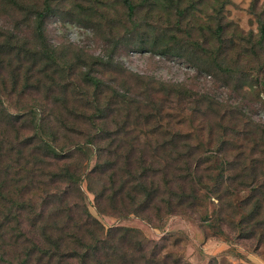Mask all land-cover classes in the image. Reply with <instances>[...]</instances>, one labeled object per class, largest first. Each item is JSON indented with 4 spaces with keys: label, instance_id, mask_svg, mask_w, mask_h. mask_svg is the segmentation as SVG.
Masks as SVG:
<instances>
[{
    "label": "trees",
    "instance_id": "16d2710c",
    "mask_svg": "<svg viewBox=\"0 0 264 264\" xmlns=\"http://www.w3.org/2000/svg\"><path fill=\"white\" fill-rule=\"evenodd\" d=\"M1 1L25 12L31 33L0 29V264H191L175 251L179 236L106 228L83 182L103 216L158 226L181 215L209 235L228 227L264 242L263 199L240 197L246 187L264 191V129L244 105L145 80L120 54L123 45L174 59L236 92L249 78L264 88V5L251 2L257 30L244 32L224 19L231 0H121L126 33L109 35L101 56L67 57L46 34L49 22L72 18L58 0Z\"/></svg>",
    "mask_w": 264,
    "mask_h": 264
},
{
    "label": "rangeland",
    "instance_id": "374dc122",
    "mask_svg": "<svg viewBox=\"0 0 264 264\" xmlns=\"http://www.w3.org/2000/svg\"><path fill=\"white\" fill-rule=\"evenodd\" d=\"M25 1L27 4H31L35 0ZM252 1L231 0L224 6V19L232 21L244 32L249 30L255 32L257 23L249 12ZM58 3V11L72 17L67 21L68 25L65 27L58 21L49 22L47 25V37L56 46L59 55L73 57L74 54H80L81 50L79 49H82L84 57L101 56L107 51L106 39L109 35L115 32L118 35L126 33L125 28L128 22L125 19V8L121 0H58ZM262 5H264V0H258L257 8ZM23 13L25 14L13 5L8 6L0 0V29L18 32V35L28 38L31 32L29 25L22 22L24 21ZM194 15L193 18H197V22L198 20L203 22L206 19V12L196 10ZM87 20L88 22H86ZM160 22L163 27L166 25L165 17L162 15ZM194 32L197 34V31ZM66 45L69 46L65 47ZM120 54L124 66L129 71L145 77V80L147 77H151L166 82L182 83L192 90L214 93L217 95L216 99L222 103L244 105L249 120L264 129V88L255 85L252 88L249 87L250 78L236 92L229 85L215 86L209 77L198 74L193 68L177 63L174 59H164L149 51H135L126 54L123 45ZM2 59H6L5 55L2 56ZM129 82L133 83L134 81L129 80ZM243 147L247 151L249 145L244 144ZM256 171L262 172L259 167ZM258 179L260 178L258 177ZM261 181L262 179L258 180V184H261ZM82 189L86 193L90 212L106 228L116 224L136 227L147 238L157 241L162 240L163 237L166 240L167 237L171 239L173 236H179L182 244L175 248V251H180L185 260L191 264H205L213 256L224 260L227 264H259V259H264V242L259 243L256 237L241 238L228 227L225 228L226 236H213L209 235V229L200 225L196 219L181 215H170L158 226L137 217L117 220L113 216L100 215L94 207V195L86 190L85 182L82 184ZM251 193L258 195L257 198L260 200L263 199L261 203L264 206V191L259 194L258 189L252 192L249 187H246L240 197ZM216 201L215 199L214 203ZM209 206L211 209L213 204Z\"/></svg>",
    "mask_w": 264,
    "mask_h": 264
},
{
    "label": "crops",
    "instance_id": "0c3cea01",
    "mask_svg": "<svg viewBox=\"0 0 264 264\" xmlns=\"http://www.w3.org/2000/svg\"><path fill=\"white\" fill-rule=\"evenodd\" d=\"M259 261H260L259 264H264V259L260 258Z\"/></svg>",
    "mask_w": 264,
    "mask_h": 264
}]
</instances>
